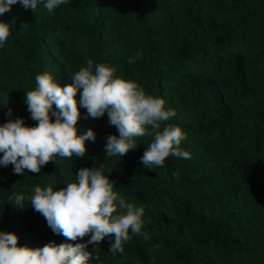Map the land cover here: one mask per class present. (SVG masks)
I'll use <instances>...</instances> for the list:
<instances>
[{
  "label": "trees",
  "instance_id": "trees-1",
  "mask_svg": "<svg viewBox=\"0 0 264 264\" xmlns=\"http://www.w3.org/2000/svg\"><path fill=\"white\" fill-rule=\"evenodd\" d=\"M0 20L12 24L0 47V123L19 116L34 125L24 91L35 76L68 83L92 59L174 109L162 126H179L190 153L145 168L139 157L152 138L142 136L122 159L104 158L105 137L117 130L106 113L80 109L77 134H96L85 157H56L24 176L0 167V230L31 248L64 242L30 202L21 210L7 196L31 195L34 185L57 190L79 168L103 164L114 191L144 208L150 238L131 236L113 255L106 237L88 246L96 247L91 264H264V0H69L51 13L17 3Z\"/></svg>",
  "mask_w": 264,
  "mask_h": 264
},
{
  "label": "clouds",
  "instance_id": "clouds-1",
  "mask_svg": "<svg viewBox=\"0 0 264 264\" xmlns=\"http://www.w3.org/2000/svg\"><path fill=\"white\" fill-rule=\"evenodd\" d=\"M17 3L34 12L37 5H43L51 13L69 0H0V16ZM11 27L10 22L0 20V47ZM134 55L139 59V52ZM133 62L131 57L127 60L129 64ZM115 73V66L106 62L94 64L88 59L68 83L57 82L48 71L37 74L35 86L23 90L27 111L36 123L26 125L19 116L0 123V167L11 164L14 174L24 176L25 169L38 173L49 161L56 162V157H85V141H94L96 134L91 128L77 134L80 109L92 118L106 113L108 124L117 130L105 137L104 158L122 159L137 148V138L142 136L152 138L139 157L145 168L162 167L169 155L190 158V153L180 148L186 139L182 129L166 123L162 126L176 115L175 110L166 109L165 101L147 94L138 81ZM10 115L8 109L5 116ZM110 171L106 174L103 164H93L76 170L75 180L57 190L53 185H34L31 195L10 191L7 203L22 210L25 201L30 202L52 232L65 241H49L31 248L18 245L14 232L0 230V264H91L96 247L90 251L88 246L98 245L106 237L111 241L108 251L113 255L123 253V243L131 236L148 240L149 233L142 231L147 223L144 208L126 203L114 191L116 182L109 179ZM85 236L87 240L83 239Z\"/></svg>",
  "mask_w": 264,
  "mask_h": 264
}]
</instances>
